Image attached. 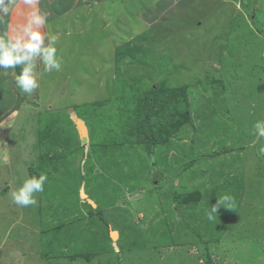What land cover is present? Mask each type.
Wrapping results in <instances>:
<instances>
[{"label":"rangeland","instance_id":"rangeland-1","mask_svg":"<svg viewBox=\"0 0 264 264\" xmlns=\"http://www.w3.org/2000/svg\"><path fill=\"white\" fill-rule=\"evenodd\" d=\"M55 1L60 70L0 92V264H264V0H102L77 34Z\"/></svg>","mask_w":264,"mask_h":264},{"label":"clouds","instance_id":"clouds-1","mask_svg":"<svg viewBox=\"0 0 264 264\" xmlns=\"http://www.w3.org/2000/svg\"><path fill=\"white\" fill-rule=\"evenodd\" d=\"M23 3L33 6V10L29 13L27 23L23 26V35H17L7 40L4 35H0V70H5L3 74L7 75L8 72L6 70L12 69L16 86L23 93L31 94L38 87L35 76L36 59L40 58L42 60L45 71H59L61 60L56 55L57 36L51 33L42 34L39 30L47 24L48 12L34 7L39 3V0H23ZM15 4L16 0H0V23L3 22V17L11 12ZM45 40H47V44H45ZM18 65H22V71L19 75L14 71ZM253 127L256 139L264 138V120H257ZM253 143L255 144L256 141H253ZM259 151L264 153V145H261ZM46 180L47 176L45 174L26 176L22 186L11 191L12 202L23 207L36 204L37 201L34 194L44 191ZM230 201L231 198L228 195L219 198L217 204L208 210L207 218L210 221L213 220L215 214H217L218 207L220 205L225 206Z\"/></svg>","mask_w":264,"mask_h":264},{"label":"crops","instance_id":"crops-1","mask_svg":"<svg viewBox=\"0 0 264 264\" xmlns=\"http://www.w3.org/2000/svg\"><path fill=\"white\" fill-rule=\"evenodd\" d=\"M49 2H51V0H39V4L41 3L42 5L44 3L49 5L50 4ZM57 2L61 3V4L63 3V8L57 10L58 14H62V16L60 17V19H62V23H60L62 26V29H61L62 32L64 30H65V32H68V30H70V31H74L75 34L78 33V31H77L78 28L84 29L85 26L89 27L90 24H92L93 21L95 20V16L99 15V12H96L97 7L99 9V8H102L104 6V4H102V2H103L102 0H57L53 3H57ZM53 3H52V6H54ZM90 4H92V5H90ZM81 5H84L83 6L84 9H80L77 11V9H79V7ZM49 6L48 7L46 6L47 7L46 10H49ZM92 6H93V8H92ZM27 7H29V8H27ZM26 10H27V14H25ZM32 10H33V8L30 7L29 5L24 4L23 0H16V4L13 6L11 12L8 15L4 16L3 22L0 23V35H4L6 40L12 39L17 35H23V31H22L23 26L27 23L29 13ZM51 10H53V9H51ZM87 10L89 11V13H87ZM60 19L57 18L56 20H60ZM18 20H20V22H18ZM76 20H78V22H82L83 24L82 25L80 24V26L77 27L76 26L77 25ZM68 24H70V25H68ZM67 28H69V29H67ZM92 28H96V26L92 25ZM42 29H43V27H41L39 30L43 34ZM57 29H59V28H57ZM53 30H55V28H52L51 32H53ZM86 31H87V28H85V32ZM88 45L91 47L90 44H88ZM92 49H93V46H92ZM38 62H40V64H41L40 58L36 59L35 64L37 65ZM40 67H41V65H40ZM4 71L5 70H0V92H1V90L6 89V87H7L6 84H7L8 80H6V77L3 74ZM36 74H37V71L35 68V76H36ZM38 77L39 76H36V79H37V82L39 83V81H41L42 78L41 77L38 78ZM21 95H22V93L19 92L18 98ZM5 99H8V100H10L9 102H12L10 97H5ZM2 101H4V98Z\"/></svg>","mask_w":264,"mask_h":264},{"label":"trees","instance_id":"trees-1","mask_svg":"<svg viewBox=\"0 0 264 264\" xmlns=\"http://www.w3.org/2000/svg\"><path fill=\"white\" fill-rule=\"evenodd\" d=\"M233 6V7H232ZM231 7H232V9H230V8H227L226 9V6H222L221 8H218L217 10H221L225 15H227V16H230V14L229 13H231V14H233L235 17H237L236 16V13H237V9H236V7L234 6V5H232ZM226 9V10H225ZM253 22H255L254 21V19H253ZM102 27H103V25H102ZM257 28H258V30L259 31H261L262 29L261 28H263L262 27V24H257ZM249 32V31H248ZM250 33L251 34H253L254 35V32L253 31H251L250 30ZM256 33V32H255ZM258 36H259V34L258 33H256ZM244 34H241V35H239L238 36V38L236 39V41L237 42H239V41H244L243 43L245 44V42H247V38H246V36H243ZM237 37V36H236ZM235 37V38H236ZM263 40H264V35H263ZM259 39H261V38H259ZM243 47H244V45H242ZM245 48V47H244ZM249 48V47H248ZM249 51H250V48L248 49ZM39 133H40V135H41V133H43V129L41 128V129H39ZM148 134H150L149 136H151V134H153V131L151 130V128L150 127H148ZM82 140V139H81ZM83 141V140H82ZM153 141V139L151 140V142ZM155 143V141L152 143V144H154ZM157 178V177H156ZM154 180H156L155 178H154Z\"/></svg>","mask_w":264,"mask_h":264},{"label":"water","instance_id":"water-1","mask_svg":"<svg viewBox=\"0 0 264 264\" xmlns=\"http://www.w3.org/2000/svg\"><path fill=\"white\" fill-rule=\"evenodd\" d=\"M73 119H74V117H73ZM74 121H75V125H76V128H77L79 137L81 139H83V140H86L87 136H88V129H87V126L85 125L84 121L81 120V119H78V120L74 119ZM80 195H81V197L85 196L83 194L82 190H80ZM112 237L114 238V236H112Z\"/></svg>","mask_w":264,"mask_h":264}]
</instances>
